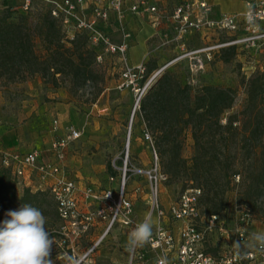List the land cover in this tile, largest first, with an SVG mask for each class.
Returning <instances> with one entry per match:
<instances>
[{"label":"rangeland","instance_id":"1","mask_svg":"<svg viewBox=\"0 0 264 264\" xmlns=\"http://www.w3.org/2000/svg\"><path fill=\"white\" fill-rule=\"evenodd\" d=\"M213 4L220 13H239L245 9L244 0H213ZM171 6L168 5V8ZM40 9V4L36 3L30 11L34 12L32 16ZM111 24L110 34H113L111 31L118 33L117 23ZM240 31L241 28L193 33L184 38L183 45L176 42L162 44L160 38L150 40L148 43L152 49L147 61H144L147 72L139 83V94L129 88H118L120 65L114 56L102 53L99 58H93L85 48H81L88 65L85 73H75L66 68L65 72L54 75L35 73L24 79L0 76V129L20 121L35 122L30 100L37 96L46 103L60 102L63 108L55 111L59 113L62 124L81 132L71 149L70 166L73 171L79 173L83 182L92 180L100 188H111L117 194L121 190L125 169L124 193L133 204L136 221L141 222L148 210L150 172L155 170L158 174V193L163 206H168L185 188L200 185V180L191 166L194 142L191 128L181 127L180 133L176 134L177 139H173L176 127L170 125L177 121L180 106L170 103L166 108L148 114L140 107L139 100L162 74L170 79L172 89L177 83L196 90L205 85L230 87L234 89V102L221 117V122H225L226 114L240 109L246 96V81L264 68V44L248 49L236 46L233 51L219 45L239 35ZM62 41L69 45L64 36ZM34 49L38 55L43 54L38 38L35 39ZM147 53V42L139 36L130 48L131 62L143 60ZM75 54L72 55L74 58ZM178 94L182 95L179 91ZM48 111L39 123L36 120L44 130L52 123ZM46 144L43 143V146L46 147ZM230 147L233 149V144ZM224 174L220 171L211 177L223 179ZM23 188V181L18 179L15 183L17 196H21ZM35 202L47 218L46 228L55 241L52 249L55 264H68L69 250L58 244L56 230L59 220L52 197L44 191L38 194ZM236 205L246 206L252 214L250 231H264V197L254 207L246 205L239 199L237 186L232 184L231 189L224 193L218 210L231 213ZM212 206L206 196H201L202 210H214ZM7 211H0V221L5 219ZM123 230L126 232V229L116 225L101 240H98L100 234L84 235L78 248L81 250L97 242L92 252L96 262L124 263L128 252L125 249L127 235H123ZM149 257L150 254L146 253L144 258Z\"/></svg>","mask_w":264,"mask_h":264},{"label":"built area","instance_id":"2","mask_svg":"<svg viewBox=\"0 0 264 264\" xmlns=\"http://www.w3.org/2000/svg\"><path fill=\"white\" fill-rule=\"evenodd\" d=\"M244 2L245 9L239 13H217L211 0H177L170 8L149 0H18V6L28 12L36 3L47 8L59 20L66 41L83 31L97 58L104 53L118 60V88H129L139 94V83L147 68L144 61L135 65L128 61L131 32L124 22L125 12L145 14L157 30L162 44L176 42L183 45L184 38L193 33L241 28L239 35L219 45L257 48L264 44V0ZM112 12L119 39L109 32ZM57 125L54 118L52 130L55 131ZM80 136V130L72 126L67 127L63 134L56 135L49 144L51 158L47 161H38L37 150L24 154L3 151L0 163L9 167L24 186L50 194L60 220L56 230L60 235L58 244L69 250L70 257L75 256L79 264H116L99 263L93 259L92 252L97 242L79 250L80 238L97 227L99 222L104 226L98 240L116 225L126 229L122 233L128 236L139 222L130 198L124 193L123 181L121 190L115 194L111 188L78 186L69 175L64 163L66 150ZM158 180L155 170L149 173L146 214H152L155 224L151 243L137 249L134 254L128 253L126 262L121 264H156L157 257L161 255H166L170 264H264V252L246 247L238 254L231 247L234 241L249 243L251 234L258 232L249 230L252 214L246 206L236 205L231 213L206 212L200 207L202 189L197 186L185 188L168 206H163ZM146 253L150 254L149 258H144Z\"/></svg>","mask_w":264,"mask_h":264},{"label":"trees","instance_id":"3","mask_svg":"<svg viewBox=\"0 0 264 264\" xmlns=\"http://www.w3.org/2000/svg\"><path fill=\"white\" fill-rule=\"evenodd\" d=\"M33 13L20 8L18 0L0 3V76L24 79L35 73L54 75L66 68L75 73L88 71L81 48L93 58L96 51L88 44L84 32H77L68 45L62 41L59 20L47 8L41 6L34 16ZM36 38L42 43V55L34 49ZM226 48L233 51L235 46ZM171 85L166 74H162L139 100L140 107L152 114L170 103L180 106L177 121L170 127H176L175 136L181 127L191 128L194 141L191 166L198 173L197 187L202 189V196L213 205L214 210L208 212H220L223 195L232 184L237 186L242 203L256 206L264 197V68L246 81V96L240 109L226 114L225 122H221V117L233 106V88L205 85L196 90L177 83L172 89ZM109 168L114 173L111 165ZM220 171L225 172L223 179L211 177ZM14 182L17 179L11 169L0 163V211L15 210L24 203L37 208L35 199L44 190L24 186L21 196H17ZM59 224L60 220L57 227ZM57 235L60 238L58 232Z\"/></svg>","mask_w":264,"mask_h":264},{"label":"clouds","instance_id":"4","mask_svg":"<svg viewBox=\"0 0 264 264\" xmlns=\"http://www.w3.org/2000/svg\"><path fill=\"white\" fill-rule=\"evenodd\" d=\"M46 224L42 211L31 204L24 203L16 210L7 211L5 219L0 221V264H55L52 258L55 241ZM154 227L152 214H146L128 233L126 251L134 254L150 244ZM231 247L238 254L246 247L264 252V231L252 233L247 244L234 241ZM66 259L68 264H79L75 256ZM156 264H170V261L166 255H161Z\"/></svg>","mask_w":264,"mask_h":264},{"label":"crops","instance_id":"5","mask_svg":"<svg viewBox=\"0 0 264 264\" xmlns=\"http://www.w3.org/2000/svg\"><path fill=\"white\" fill-rule=\"evenodd\" d=\"M131 1L133 0H127V2H131ZM149 1L158 3L163 8H168V5L170 6L174 4L177 0H149ZM211 1L213 3V0ZM110 21L116 22L114 19L113 12L110 14ZM124 22L127 28L131 32V37L128 41V49H127V56L129 63L135 65L142 61L146 62L147 61L146 59L148 58V54L152 49L148 42L150 40H154L155 38H159L157 30L150 23V21L147 19V16L145 14L134 15L129 11H127L125 12ZM111 26L112 24H109L108 28L110 29ZM111 33H113L112 35L115 39L120 38L119 33H115L114 31H111ZM139 36H142L146 40L148 46V53L143 60L136 63H132L130 48L136 43V40ZM30 103L33 104L32 109L34 110V114H35V122L20 121L15 125L0 129V153L3 151H17L24 154L32 150H37L38 161H47L51 158L50 153L48 151L50 142L56 135H61L66 130L65 125L62 124L61 118L58 115L59 113L55 111L58 108L62 109L63 105L60 102H54V101L50 103H46L38 96L34 99H31ZM47 109L49 110L48 112L51 120L53 121V119L55 118L58 121L57 129L55 131L52 130V123L51 126L46 128V130H44L42 126H38V124L36 123V120H38L39 123V121L45 116V111ZM75 142L76 140L73 141L67 148L64 159L65 160L64 163L67 169L70 171L69 175L75 179L76 184L78 186L82 187L86 185H93L95 188H100L98 184L96 185L95 184L96 182L92 180L88 182L87 181L83 182L79 173L74 172L72 167L70 166L71 149L72 146L74 145L73 143ZM43 143H47L46 144L47 146L44 147ZM103 226L104 224L102 222H99L97 224V227L93 228L87 235L89 234L99 235Z\"/></svg>","mask_w":264,"mask_h":264},{"label":"water","instance_id":"6","mask_svg":"<svg viewBox=\"0 0 264 264\" xmlns=\"http://www.w3.org/2000/svg\"><path fill=\"white\" fill-rule=\"evenodd\" d=\"M132 115H133V113L131 114V117H130L129 130H130V124H131V121H132ZM128 139H129V135L127 137V144H128ZM124 178H125V172H123V182H124Z\"/></svg>","mask_w":264,"mask_h":264}]
</instances>
